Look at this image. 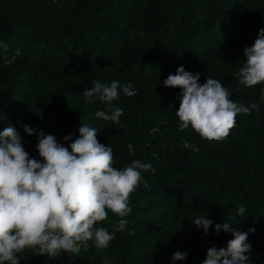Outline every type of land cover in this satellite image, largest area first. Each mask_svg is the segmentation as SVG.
<instances>
[{"label": "trees", "instance_id": "1", "mask_svg": "<svg viewBox=\"0 0 264 264\" xmlns=\"http://www.w3.org/2000/svg\"><path fill=\"white\" fill-rule=\"evenodd\" d=\"M59 1L42 25L47 41L58 45L84 39L91 59L76 69H39L19 51L9 61L0 58V131L15 127L25 151L39 160L38 139L27 135L24 126H38L67 147L71 141L63 137L71 134L74 140L80 124H89L98 130L100 143L112 146L114 167L141 160L154 171L142 173L144 183L130 197L127 229L117 232L107 248H97L90 240L79 252H62L55 259L25 250L17 254L19 264H202L210 247H226L233 238L230 232L214 231L222 223L241 232L254 228L248 232L251 250L245 253L246 264H264V84L247 95L238 78L243 49L264 28V0H223L233 33L224 37L225 46L214 54L215 40L195 29L188 18L192 0ZM6 2L0 0V40L18 46ZM197 37L202 49L187 71L199 73L201 84L209 77L219 80L238 104L259 105L258 110L236 117L231 129L239 140L236 158L226 154L216 160L217 141L202 139L190 127L178 131L181 90L163 84L168 77L163 50L169 42L192 45ZM157 61L159 76L153 64ZM128 67L133 71L127 72ZM93 79L134 85L137 95L126 97L121 90L113 101L123 109L119 124L93 118L96 111L108 110L98 97L91 102L82 97ZM240 207L246 208L244 218L236 215ZM202 215L213 221L207 234L192 222ZM119 219L109 211L107 220L96 227L111 232ZM176 251L187 252L186 259L173 262Z\"/></svg>", "mask_w": 264, "mask_h": 264}, {"label": "clouds", "instance_id": "2", "mask_svg": "<svg viewBox=\"0 0 264 264\" xmlns=\"http://www.w3.org/2000/svg\"><path fill=\"white\" fill-rule=\"evenodd\" d=\"M243 54L239 84H264V28L259 29L253 44L245 47ZM199 80V73L180 66L176 74L163 81L165 87L181 90L176 111L178 131L190 127L202 139L220 141L235 126L237 115L259 108L256 103L245 106L231 100L228 89L215 78L209 77L203 84ZM91 84L90 89L83 91V99L91 102L96 96L108 106V110L96 111L93 118L119 124L123 109L113 106V101L119 99L121 90L126 97L137 95L134 85H121L117 80L105 84L98 79ZM23 131L27 135L37 134L39 160L25 151L15 127L10 125L0 131V264H19L17 254L25 250L55 259L62 252H79L90 240L97 248H107L117 232L127 229L126 218L132 211L130 197L144 183L142 173L154 171L152 165L135 160L117 169L113 166L112 146L100 143L98 130L89 124H80L76 139L71 134L63 137L65 142L71 141L67 147L38 126H24ZM109 211L120 218L111 232L96 227L98 222L107 220ZM236 215L244 218L246 208L240 207ZM192 222L205 234L213 225L205 215L194 217ZM214 231L230 232L233 238L226 247H210L202 264H246L249 257L245 253L251 250L248 232L255 229L241 232L230 223H222L216 224ZM187 255L176 251L171 259L184 260Z\"/></svg>", "mask_w": 264, "mask_h": 264}, {"label": "rangeland", "instance_id": "3", "mask_svg": "<svg viewBox=\"0 0 264 264\" xmlns=\"http://www.w3.org/2000/svg\"><path fill=\"white\" fill-rule=\"evenodd\" d=\"M59 5V0H27L25 3L20 0H7L4 7L8 16L15 23L19 39L18 46H8L0 40V58L3 61H9L19 51L28 55L39 69L44 67L76 69L85 65L91 58L89 57L90 47L84 39L77 43L65 40L58 45L47 41L42 25L45 18L52 16L54 9ZM226 17L223 0L190 1L188 18L193 22L195 29L212 36V39L215 40V44L211 48L213 54L222 50L225 46L224 37L233 33V28L229 27L226 22ZM196 32L199 34L197 30ZM199 42L198 37L194 38L192 45H189L188 42L179 44L169 42L163 50L164 66L168 70H166L168 75L176 74V69L180 66H183L185 71L191 67L192 61L199 56V51L202 49ZM158 62L153 63L154 68L157 69L155 73L157 76L161 74ZM126 71L132 72L133 68L128 67ZM146 72L147 70L143 71L144 74ZM168 75L166 73V76ZM245 91L247 95H253L256 89L255 87H246ZM35 135L37 138V134ZM216 145L218 149L216 160L226 154L236 158L239 140L235 138L233 131L230 130L229 135L217 141ZM240 163L242 164L241 161Z\"/></svg>", "mask_w": 264, "mask_h": 264}]
</instances>
